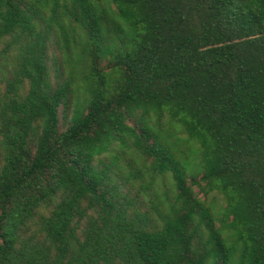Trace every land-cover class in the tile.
<instances>
[{"label":"trees","instance_id":"1","mask_svg":"<svg viewBox=\"0 0 264 264\" xmlns=\"http://www.w3.org/2000/svg\"><path fill=\"white\" fill-rule=\"evenodd\" d=\"M0 264H264V0H0Z\"/></svg>","mask_w":264,"mask_h":264}]
</instances>
